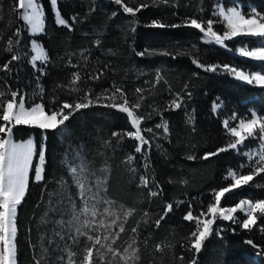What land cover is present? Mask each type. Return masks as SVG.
Wrapping results in <instances>:
<instances>
[{"label":"trees","instance_id":"1","mask_svg":"<svg viewBox=\"0 0 264 264\" xmlns=\"http://www.w3.org/2000/svg\"><path fill=\"white\" fill-rule=\"evenodd\" d=\"M38 1L45 13L38 40L49 60L34 68L31 36L18 0H0V69L13 54L6 51L9 39L20 57L11 62V71L0 70V92L4 93L0 102L11 98V91H18L24 95L26 106L42 102L48 114L64 101L73 105L87 102L85 93H91L92 104L74 112L56 130L40 131L24 125L12 130L15 141L32 135L38 144V137H44L45 147L43 179L35 182L30 174L26 196L17 209L16 264H82L86 248L92 245L88 235H99L101 244L111 245L119 253L114 256L103 248L101 260L95 255L97 245L93 248L94 264H126L124 249L133 241L138 256L127 264H189L192 258L196 264H264V217L251 230L240 226L245 218L240 212L236 214L242 218L236 221L217 220L199 254L189 251L195 222L183 220L190 205L193 214L199 215L207 203L214 202V191L232 182L229 171L249 174L245 153L261 145L258 138H249L237 150L202 159L204 153L234 139L222 126L225 119L232 127L239 119H250L253 112L264 118L263 86L236 80L222 67L211 72L193 63L195 59L205 67L229 65L264 72V62L239 56L235 45L225 49L206 42L199 30L184 26L190 18L213 19L218 21L215 30L223 33L225 21L216 15L215 5L220 2L227 7L233 0H124L134 8L147 5L135 16L125 13L115 0H58L57 9L71 30L56 23L50 0ZM236 1L242 3L244 13L252 5L264 14V0ZM154 20L168 26L153 27ZM16 29H20L18 37L14 35ZM141 52L145 54L137 55ZM41 68L43 74L38 70ZM101 71L99 79L89 78ZM76 72L81 79L72 84ZM114 85L123 89L130 103L143 96L136 112L146 117L142 130L153 131L143 132L151 143L142 153L134 152L138 142L133 139L125 137L118 143L119 137L112 136L113 132L134 131L126 113L104 106L113 102L105 96L114 91ZM138 88L141 93L135 91ZM174 100L180 103L179 108L172 105ZM122 101L119 95L115 99L116 103ZM214 103L221 105L215 112ZM234 113L237 120L231 119ZM165 121L167 134L155 127ZM129 155L135 157L131 163L127 162ZM72 168L82 171L74 173ZM78 175L80 181L84 177L85 184L88 181L93 187L97 180L102 181L99 197L112 202V210H132V215L126 219L121 216L110 228L101 226L100 221L108 225L113 217L98 215L93 222L95 230L78 235L76 223L68 224L73 211L82 213L85 207ZM142 176L149 179L147 188L141 184ZM152 191L158 195L151 196ZM242 199H264V173L226 193L221 207L235 206ZM167 203L173 204V210L157 228L155 221L164 214ZM105 206L97 205L98 211L102 213ZM85 218L92 219L90 213L80 217ZM248 240L257 247L247 244Z\"/></svg>","mask_w":264,"mask_h":264},{"label":"snow or ice","instance_id":"2","mask_svg":"<svg viewBox=\"0 0 264 264\" xmlns=\"http://www.w3.org/2000/svg\"><path fill=\"white\" fill-rule=\"evenodd\" d=\"M15 2V0H14ZM117 5L123 8V11L131 16H135L141 8L146 7L145 4H140L139 7L128 6L124 0H115ZM58 0H50L51 7L55 10L57 9ZM18 9L23 10L21 15L22 20L27 25L30 33H40L44 30V10L42 4L38 0H18ZM218 15L225 21V31L223 34H219L214 30V24L218 21L213 19H208L206 22L203 20H198L196 18L187 19L184 26L192 27L199 30L203 34V37L208 42H214L216 45L226 47V41L234 39L238 36H250L254 38H259L264 40V16L254 14L251 16H245L235 7H231L225 11L223 8L219 10ZM56 23L61 26L69 27L71 30V25L68 21L61 17L58 10L55 11ZM74 19V18H73ZM151 26L164 28L165 25L161 21H152ZM171 27H178L180 25H170ZM15 36L20 35V29H16L14 33ZM19 44V40L16 41ZM99 45L100 41H96ZM6 51L13 53L11 59L4 63L2 66L3 71H11L10 64L12 61L19 60L20 57L13 50V41L9 39L8 47ZM32 51L35 53L31 57V64L35 68L36 61L47 62L49 57L46 51L36 44L35 41L32 42ZM238 54L241 57L249 58L254 61L264 62V44L255 47L241 46L237 49ZM145 53H137L139 56H143ZM193 63L198 67L204 68L205 71L215 72L220 67L224 71H227L235 76L238 80L246 81L249 84H257L264 86V74L261 73H248L244 70H238L235 67L229 65H208L205 67L204 64L199 63L197 60H193ZM41 74H43V69H38ZM103 75V72L96 75H90V79H99ZM81 75L79 72L73 74L72 84L80 81ZM159 79V76L157 77ZM114 91L108 93L105 99H111L113 102L108 103L104 106L117 109L122 113L127 114V118L130 121L131 128L134 131H126L123 133L113 132L112 136L119 137L118 143L122 142L125 137L131 138L138 142L134 146L135 153H142L145 145H150V141L146 139L143 134L144 131L152 132L153 129L148 128L142 130L141 125L146 117L137 115L136 110L141 108L140 101L143 100L141 96L135 103H130L124 93L123 89L116 87ZM42 91V89H41ZM137 93H141L142 89H136ZM91 93H85V100L87 102H76L74 105L67 101H64L58 110L51 111L48 114L45 109V105L41 103H35L30 107H26L25 97L18 91H11L10 99L6 102H0V108H2L3 124H0V264H16L17 247L15 244V239L17 235L16 227V215L18 206L23 202L29 184V175L32 170V163L34 158V150L31 142L28 143H16L12 138V129L18 125H28L39 127L44 130H56L60 126H64L65 123L70 119L74 112L81 109L88 108L92 104V100L89 98ZM123 98L122 103H116L115 99L117 96ZM4 96L3 92H0V97ZM19 96V102L17 103V97ZM172 105L175 108H179L181 105L177 101H173ZM221 105L219 103L213 104V111L215 112L219 109ZM65 110H69L65 114ZM59 117V119H58ZM232 120H237L238 117L234 113L231 117ZM227 134L234 138L231 142L227 143L226 146L218 147L215 151H209L204 153L202 159H209L219 153L228 150H237L239 146L243 145L245 141L249 138L259 139V141L264 144V118L256 115V113H251V118L248 120L239 119L236 126H229V120L225 119L222 125ZM157 129H163L165 134L168 133L167 122L158 123L155 125ZM250 162L251 170L249 174L238 175L235 171H229L228 176L231 177L232 182L227 187H221L218 191H214L213 197L214 202L207 203L206 207L203 208L199 215H194L191 205L189 210L183 216V220L188 222H195V229L190 233V248L189 251L194 250L195 254H199L205 240L213 232V225L217 219H222L224 221H236L235 214L239 211L245 215L240 223V226L245 230H251L253 227L257 226L260 217H264V199L257 200L253 202L249 199L240 200L235 206L232 207H221V200L226 193L237 189L243 185H248L254 180V178L262 173H264V151L259 155V158L252 162V157L245 153ZM135 157L129 155L127 162L131 163ZM189 159H194L189 157ZM45 163V150L39 152V163L35 167L34 180L35 182H40L43 179V165ZM244 167V165H241ZM75 173V169H72ZM141 184L144 187H148L149 179L146 176L140 178ZM102 181L97 180L94 187L97 188L96 192L92 191L93 186H89L85 189L84 185L81 184V198L85 201V207L82 213H76L73 211L72 220L68 221L71 225L73 222L76 223V233L78 235H85L87 231H94L93 222L98 215H104L113 217L111 224L106 225L104 220L100 221V225L106 228H110L117 224V221L121 219V216L126 219L128 216L132 215V210H126L122 212H116L112 210V202L103 200L99 197V186ZM87 193V194H86ZM150 195L155 197L158 195L157 192L152 191ZM91 201L92 208L89 210L87 204ZM103 203L106 205L103 208V212L100 213L97 209V205ZM173 210V204L167 203L164 208V214L161 215L155 221V225L158 228L167 214ZM91 215V220L85 218L81 220V215L87 217ZM147 215V213H145ZM119 229L123 232V223H120ZM132 231L135 233L136 229L133 228ZM113 236H118V233H112ZM63 238V237H62ZM87 239L92 241V245L86 248V252L82 261V264H94V254L93 248H96V257L103 259V253L101 249L107 248V250L113 255H119V253L111 247V245L101 244V237L99 235L92 236L88 235ZM105 240L109 239V236H104ZM130 244L128 248L124 249L126 254V264L128 261H134L138 256V251L133 245ZM247 244L257 247L252 240H248ZM159 247V246H158ZM125 257H122L124 259ZM184 259V257H180ZM71 264V262H70ZM189 264H196L195 258L189 261Z\"/></svg>","mask_w":264,"mask_h":264},{"label":"rangeland","instance_id":"3","mask_svg":"<svg viewBox=\"0 0 264 264\" xmlns=\"http://www.w3.org/2000/svg\"><path fill=\"white\" fill-rule=\"evenodd\" d=\"M220 1V0H219ZM39 2V1H38ZM233 3L230 5V6H224V4L223 3H216V5H215V10H216V15H218V13H219V10L221 9V8H223L225 11H227V9H229V8H231V7H235L238 11H240L242 14H244L245 16H251V15H254V14H258V15H260V16H264V14H260L257 10H256V8L255 7H253L252 5H248V8H247V10H248V13H244L243 12V5H242V3L241 2H237L236 0H233L232 1ZM40 3V2H39ZM56 10H58V9H55V11ZM22 11L23 10H21V13H22ZM220 19H222L223 20V18L221 17ZM226 23V22H225ZM215 25H217V24H214V30L216 29V27H215ZM226 30V29H225ZM216 31V30H215ZM28 32H29V34H30V36H31V42H30V44H31V50H32V42L33 41H35L36 42V44L38 45V46H41L42 48H43V46H42V44L40 43V41L38 40V36L43 32H40V33H35V34H33V33H30V31L28 30ZM219 33V32H218ZM219 34H223V33H219ZM240 36H238V37H235L234 39H231V40H228V41H226V47H223V48H225V49H234V47L232 48V46H236V48L238 49L239 47H241V46H248V47H255V46H260V45H262V44H264V40H260L259 38H254V37H252V38H250V36H246V37H241V38H239ZM205 41H206V39H205ZM206 42H208V41H206ZM228 42V43H227ZM209 43H214V42H209ZM44 49V48H43ZM237 51V50H236ZM237 54H238V52H236ZM33 55H35V53L32 51V56ZM239 55V54H238ZM240 56V55H239ZM244 58V57H243ZM245 59H249V58H245ZM41 61H36V66H37V64L38 63H40ZM238 70H244V71H246V72H248V73H261V74H264V72H262V71H248V70H246V69H243V68H237ZM233 78H235V76L233 75ZM236 80H238L237 78H235ZM239 81H241V80H239ZM241 82H245V83H247L246 81H241ZM253 84H255V83H253ZM257 85V84H256ZM258 86H260V85H258ZM264 87V86H263ZM19 102V101H18ZM17 102V103H18ZM26 107H28V106H26ZM256 115L257 116H259L257 113H256ZM259 117H261V116H259ZM58 119H59V117H58ZM245 120H248V119H245ZM4 122H3V120L2 119H0V124H3ZM238 124V122L236 123V125ZM235 125V126H236ZM18 126H21V125H18ZM24 126H28V125H24ZM16 127V126H15ZM32 127H34V126H32ZM14 128V127H13ZM37 128H39V127H37ZM40 129V131H42V130H44V129H41V128H39ZM13 130V129H12ZM0 136H3V134H0ZM42 140V142L40 143V141ZM14 142H16V143H28V142H31L32 143V146H33V150H34V158H33V163H32V170L30 171V174L31 173H33V175H34V171H35V167H36V165L39 163V152L41 151V150H44V137H41V136H39L38 137V144L36 143V139H35V137L34 136H29V137H27V138H25V139H23V140H18V141H15V140H13ZM262 151H264V144H262L261 143V145H260V147H258V148H254V149H252L251 151H247V153H248V155L249 156H251L252 157V161L256 158V159H258L259 158V155H260V153L262 152ZM72 169H75L76 171H78V172H80L81 173V171L78 169H76V168H72ZM29 177H30V175H29ZM77 184H78V186H79V191H80V195H81V187H80V185L81 184H83L84 185V187H85V189H87L89 186H93V185H91V184H88V181H87V183L85 184V179H84V177H83V179H82V181H80V175H78V177H77ZM94 184H96V182L94 183ZM96 190V188L95 187H92V191L94 192ZM100 194H101V189H100V192H99ZM87 194V193H86ZM84 203H85V201H84ZM91 206L92 207V204H91V201H89L88 202V204H87V206ZM239 212V211H238ZM241 213V212H240ZM241 216H243V217H245V215L243 214V213H241ZM235 217H236V219H238V218H242V217H240V216H237V214H235ZM246 218V217H245ZM217 220H220V219H217ZM216 220V221H217Z\"/></svg>","mask_w":264,"mask_h":264}]
</instances>
